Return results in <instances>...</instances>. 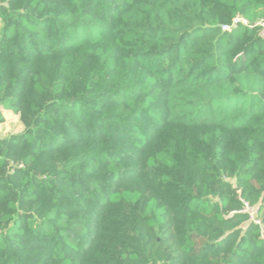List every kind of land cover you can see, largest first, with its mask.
Segmentation results:
<instances>
[{
    "label": "trees",
    "instance_id": "trees-1",
    "mask_svg": "<svg viewBox=\"0 0 264 264\" xmlns=\"http://www.w3.org/2000/svg\"><path fill=\"white\" fill-rule=\"evenodd\" d=\"M7 112L0 264H264V0H0Z\"/></svg>",
    "mask_w": 264,
    "mask_h": 264
},
{
    "label": "rangeland",
    "instance_id": "rangeland-1",
    "mask_svg": "<svg viewBox=\"0 0 264 264\" xmlns=\"http://www.w3.org/2000/svg\"><path fill=\"white\" fill-rule=\"evenodd\" d=\"M5 116V121L0 125V137H7L22 131L23 127L18 117L13 114Z\"/></svg>",
    "mask_w": 264,
    "mask_h": 264
},
{
    "label": "built area",
    "instance_id": "built-area-1",
    "mask_svg": "<svg viewBox=\"0 0 264 264\" xmlns=\"http://www.w3.org/2000/svg\"><path fill=\"white\" fill-rule=\"evenodd\" d=\"M239 21H240L239 18H234V20H233V22H232V25H231V26L224 25V26H223V30H227V29H229L230 27L235 26ZM246 210L250 213V216L253 217V213H254V212H253L252 208H248V207H246Z\"/></svg>",
    "mask_w": 264,
    "mask_h": 264
},
{
    "label": "crops",
    "instance_id": "crops-1",
    "mask_svg": "<svg viewBox=\"0 0 264 264\" xmlns=\"http://www.w3.org/2000/svg\"><path fill=\"white\" fill-rule=\"evenodd\" d=\"M11 113H9V112H7V113H5L4 115H10ZM14 116H16V115H14ZM6 117V116H5ZM16 117H18V116H16Z\"/></svg>",
    "mask_w": 264,
    "mask_h": 264
}]
</instances>
